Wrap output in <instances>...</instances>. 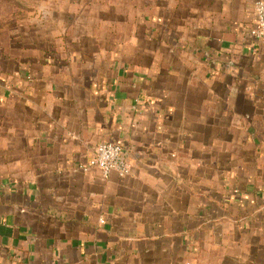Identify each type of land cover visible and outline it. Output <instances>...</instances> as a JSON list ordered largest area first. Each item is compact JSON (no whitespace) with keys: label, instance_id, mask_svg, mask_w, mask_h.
Returning <instances> with one entry per match:
<instances>
[{"label":"crops","instance_id":"obj_1","mask_svg":"<svg viewBox=\"0 0 264 264\" xmlns=\"http://www.w3.org/2000/svg\"><path fill=\"white\" fill-rule=\"evenodd\" d=\"M258 1L61 0L48 48L0 50V264H218L202 249L248 246L220 222L239 200L264 214ZM103 142L129 177L87 169Z\"/></svg>","mask_w":264,"mask_h":264},{"label":"rangeland","instance_id":"obj_2","mask_svg":"<svg viewBox=\"0 0 264 264\" xmlns=\"http://www.w3.org/2000/svg\"><path fill=\"white\" fill-rule=\"evenodd\" d=\"M60 1L61 0H0V50L7 47L12 49L26 47L27 50L32 51L30 54L33 55L36 49L48 48L49 41L46 40V38H48L47 31L49 32L51 27L48 20L51 19L52 16L57 20L60 19L62 17V10H66L61 7L58 8V2ZM65 14L67 16L66 12ZM61 26L63 28L60 29V32L65 31L68 26L70 27L69 24L66 25L65 23L61 24ZM28 58H33V56H29ZM254 138L258 139L257 136ZM250 171L252 176L256 174L255 181L251 185V191H254V193L263 192L264 184L258 182L260 180H258L257 176V167L251 168ZM238 186L242 187L243 185L238 184ZM235 191H237L235 196L240 197L242 195V190L235 189ZM240 201L241 200L237 202L238 207L235 205L232 207V211L235 210L236 215H232L230 218L228 217L226 221H221L220 223L223 225H231L235 228L233 232H230L228 228H226L225 231H222L223 236L227 235L231 236L230 238L240 239L242 238L241 235H245L244 238L249 242L247 244L248 246L240 247V249L235 248L233 251L230 247L202 249V254L204 255L218 256L220 261L218 264H233V258L230 257L226 259V257L228 258L229 255L234 256V253L241 249L243 255L257 254V258L258 255L264 258V249L261 250L260 253H257L259 250V241L264 240V230L263 228L259 230L258 227L259 224L264 223V214L260 213V205L256 198L253 200L250 199L245 205H240V203H244L243 200ZM242 225L245 227L248 225V229H251L249 233L242 232V228H239L243 227ZM238 231H240V233ZM233 241L238 242V240ZM249 246H251L250 249L246 248ZM257 258L255 259L257 260ZM256 262H254V264H258V260ZM259 264H264L262 259Z\"/></svg>","mask_w":264,"mask_h":264},{"label":"built area","instance_id":"obj_3","mask_svg":"<svg viewBox=\"0 0 264 264\" xmlns=\"http://www.w3.org/2000/svg\"><path fill=\"white\" fill-rule=\"evenodd\" d=\"M256 24L250 30V35L257 41L264 42V0L255 4ZM95 168L107 179L112 173L121 178L131 175V165L124 156L120 144L103 142L98 145L94 157L89 161L87 169Z\"/></svg>","mask_w":264,"mask_h":264}]
</instances>
